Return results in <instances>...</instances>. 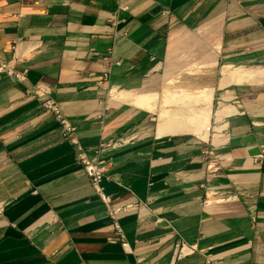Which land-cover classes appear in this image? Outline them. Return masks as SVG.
Returning a JSON list of instances; mask_svg holds the SVG:
<instances>
[{
    "label": "crops",
    "instance_id": "crops-1",
    "mask_svg": "<svg viewBox=\"0 0 264 264\" xmlns=\"http://www.w3.org/2000/svg\"><path fill=\"white\" fill-rule=\"evenodd\" d=\"M0 64V264H264V0H0ZM211 65L207 138L159 134L135 98Z\"/></svg>",
    "mask_w": 264,
    "mask_h": 264
},
{
    "label": "bare ground",
    "instance_id": "bare-ground-1",
    "mask_svg": "<svg viewBox=\"0 0 264 264\" xmlns=\"http://www.w3.org/2000/svg\"><path fill=\"white\" fill-rule=\"evenodd\" d=\"M217 66V65H216ZM235 71H230V73L234 74ZM236 74V72H235ZM216 75V68L215 66L203 68V69H190L186 71L182 76L176 78L175 81H168L164 88L162 89V100L161 106L159 111L160 122L158 124V131L161 135H171V134H178L188 132L202 139L207 138V133L209 129L210 123V106L207 107H190L186 108V104H205L208 101L212 100L213 89L204 87V89H199L197 85H188L181 84V80L193 76V79L196 78V83H202V81L206 78L214 77ZM232 76V74L230 75ZM195 77V78H194ZM243 81L242 79L237 82ZM183 82V81H182ZM203 84V83H202ZM205 85V84H204ZM207 85V84H206ZM194 88L196 90L195 93L201 97L200 101H196V103H190L189 100L185 99V97H190L193 93L191 91H186V88ZM200 87V86H199ZM184 88V89H183ZM201 88V87H200ZM193 89V90H194ZM192 90V89H191ZM196 96V95H195ZM192 97H190L191 99ZM156 96H141L137 98L134 103L136 106L144 108L145 110H152L155 108L157 102ZM179 102V103H177ZM183 104V105H180ZM176 104L177 107L170 108L172 105ZM174 107V106H173ZM223 107V106H222ZM221 110V109H220Z\"/></svg>",
    "mask_w": 264,
    "mask_h": 264
},
{
    "label": "built area",
    "instance_id": "built-area-1",
    "mask_svg": "<svg viewBox=\"0 0 264 264\" xmlns=\"http://www.w3.org/2000/svg\"><path fill=\"white\" fill-rule=\"evenodd\" d=\"M0 72H5L9 76H13L14 79H16L18 82L24 81L25 79V74H17L11 68H7L5 64H0ZM106 77H107L106 75L103 76L104 81H106ZM31 92L33 95H35L37 98L40 99L41 109L48 115L52 116L53 120L59 125L62 135L65 138L69 137L71 142L77 145L76 138L73 136L74 127L71 126L69 121L62 115L57 102L50 95V90L43 85H37L34 88H32ZM123 143L124 141L122 139H119L117 142H113L112 145L115 144L121 145ZM206 153L209 156L214 155L212 151ZM81 162L83 164L84 172L89 179L90 185L95 195L106 207L107 214L112 221V226L115 232L120 233L121 228L116 220L117 214L122 211H128L130 209L138 208L140 206V203L139 204L134 203L118 209H112L110 207L111 199L103 192V189L101 187V182L104 174L103 166L95 158L93 159L84 158L81 160ZM120 244L123 247V249L127 250L126 242L120 240ZM194 250H195V246H189L182 241L176 242L172 249L171 264H174L176 261L190 254ZM135 264H146V263L143 260H137Z\"/></svg>",
    "mask_w": 264,
    "mask_h": 264
},
{
    "label": "rangeland",
    "instance_id": "rangeland-1",
    "mask_svg": "<svg viewBox=\"0 0 264 264\" xmlns=\"http://www.w3.org/2000/svg\"><path fill=\"white\" fill-rule=\"evenodd\" d=\"M190 70V69H189ZM188 71V70H187ZM185 72H183L182 74H180L178 77H180V76H182L183 74H184ZM178 77H174V78H171L170 80H168V81H175L176 80V78H178ZM192 78L190 79V77H186V78H184V79H182L181 80V84H186V86L188 87V85H194L195 84V81H196V78H195V80L193 79V76H191ZM167 81V82H168ZM183 81V82H182ZM166 82V83H167ZM165 83V84H166ZM188 83H190V84H188ZM165 84H164V86H165ZM164 86H163V88H164ZM198 86V85H197ZM162 88V89H163ZM198 88L200 89V87L198 86ZM184 89V88H183ZM192 89V90H191ZM194 88H186V91H191L193 94L190 96V97H192L191 99H190V97H185V99H187V100H189L190 101V103H196V101L197 100H199L200 99V96L198 95V93H195L196 92V90L194 89ZM202 89H204V85L202 86ZM162 91L163 90H161V92H159L158 93V95H155L156 96V98L158 99L157 100V102H156V105H155V108L153 109V113H151V118H152V125H153V127L154 128H156V125H158L159 124V120H160V117H159V111H160V106H161V100H162V96H163V93H162ZM196 95V96H195ZM146 96H151V95H146ZM139 97H141V96H138V97H136L135 99H137V98H139ZM177 103H179V102H177ZM184 104V103H183ZM183 104H181L180 103V105H183ZM186 104V108L188 109V108H190V107H195V108H200V107H204V104H201V103H199V104H196V105H193V104H188V103H185ZM169 106V109L171 108H174L175 109V107H177V105L176 104H174V105H172L171 107H170V105H168ZM174 106V107H173ZM185 133V132H184ZM188 133V132H187ZM180 134V133H179Z\"/></svg>",
    "mask_w": 264,
    "mask_h": 264
},
{
    "label": "water",
    "instance_id": "water-1",
    "mask_svg": "<svg viewBox=\"0 0 264 264\" xmlns=\"http://www.w3.org/2000/svg\"><path fill=\"white\" fill-rule=\"evenodd\" d=\"M257 154H259V151L256 148H252L251 152H249V155L251 156H255Z\"/></svg>",
    "mask_w": 264,
    "mask_h": 264
}]
</instances>
